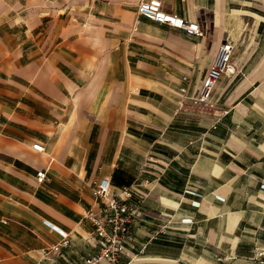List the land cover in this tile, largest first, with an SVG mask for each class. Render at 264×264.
Returning a JSON list of instances; mask_svg holds the SVG:
<instances>
[{
    "label": "crops",
    "instance_id": "0c3cea01",
    "mask_svg": "<svg viewBox=\"0 0 264 264\" xmlns=\"http://www.w3.org/2000/svg\"><path fill=\"white\" fill-rule=\"evenodd\" d=\"M142 1L0 0V264L96 255L102 179L138 210L119 264L258 263L264 0L164 1L202 37L140 19ZM228 43L217 110L181 108L184 77L195 94Z\"/></svg>",
    "mask_w": 264,
    "mask_h": 264
},
{
    "label": "built area",
    "instance_id": "2783aa9c",
    "mask_svg": "<svg viewBox=\"0 0 264 264\" xmlns=\"http://www.w3.org/2000/svg\"><path fill=\"white\" fill-rule=\"evenodd\" d=\"M164 1L143 0L138 7L139 18L182 30L190 36L202 37L204 35L199 24L165 10ZM140 19L138 23H140ZM233 55L234 46L230 43L224 44L219 49L214 64L195 94L192 93L191 77H184L180 107L184 108L190 104L192 108L202 112L216 111L217 104L214 100V93L219 82L223 77H230L237 73ZM34 148L39 152H46V148L42 145H35ZM37 179L40 184H44L48 180L47 172H38ZM92 189L94 197L100 204V210L98 214L91 211L88 217L92 220L96 234L101 241L100 251L96 255L85 258L82 264H102L104 262L119 264L125 252V244L131 236L134 219L138 214V210L127 202L133 196V190L126 189L120 193H113L109 179L95 181ZM70 246L69 237L65 235L62 243L41 250L40 253L43 259H49L61 255L63 250ZM145 250L146 247L143 248L142 253ZM257 264H264V251L259 253Z\"/></svg>",
    "mask_w": 264,
    "mask_h": 264
}]
</instances>
